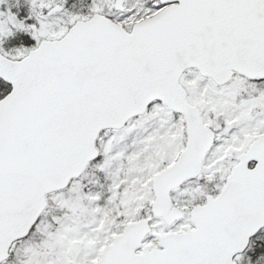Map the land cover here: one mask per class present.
<instances>
[{
    "label": "snow or ice",
    "instance_id": "snow-or-ice-1",
    "mask_svg": "<svg viewBox=\"0 0 264 264\" xmlns=\"http://www.w3.org/2000/svg\"><path fill=\"white\" fill-rule=\"evenodd\" d=\"M0 264H264V0H0Z\"/></svg>",
    "mask_w": 264,
    "mask_h": 264
}]
</instances>
